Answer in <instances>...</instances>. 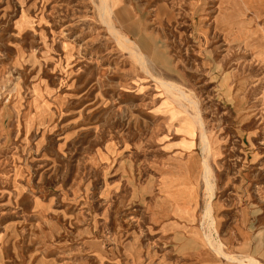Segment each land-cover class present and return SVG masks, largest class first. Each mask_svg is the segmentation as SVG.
<instances>
[{
	"label": "rangeland",
	"instance_id": "374dc122",
	"mask_svg": "<svg viewBox=\"0 0 264 264\" xmlns=\"http://www.w3.org/2000/svg\"><path fill=\"white\" fill-rule=\"evenodd\" d=\"M0 264H264V0H0Z\"/></svg>",
	"mask_w": 264,
	"mask_h": 264
},
{
	"label": "bare ground",
	"instance_id": "6f19581e",
	"mask_svg": "<svg viewBox=\"0 0 264 264\" xmlns=\"http://www.w3.org/2000/svg\"><path fill=\"white\" fill-rule=\"evenodd\" d=\"M139 54V53H138ZM140 55V54H139ZM139 57V56H138ZM182 94V93H181ZM177 97V96H176ZM181 98V97H180ZM206 133H204L203 132V134H202V140H201V146H202V148H204V151H207V152H209L210 150V148H209V142H208V139H207V136L205 135ZM210 171H209V166H208V162H207V160H206V158H205V161H204V178L206 179V181L207 182H209L210 183ZM242 261V260H241Z\"/></svg>",
	"mask_w": 264,
	"mask_h": 264
}]
</instances>
